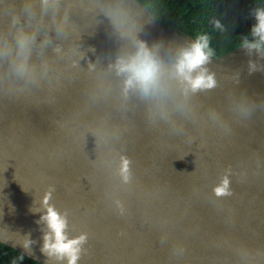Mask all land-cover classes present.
<instances>
[{
    "label": "water",
    "instance_id": "obj_1",
    "mask_svg": "<svg viewBox=\"0 0 264 264\" xmlns=\"http://www.w3.org/2000/svg\"><path fill=\"white\" fill-rule=\"evenodd\" d=\"M194 39L140 0H0L2 243L64 264L40 250L52 188L69 238L87 234L77 264H264V57L213 56L217 86L187 95L125 93L114 68L138 41L170 67Z\"/></svg>",
    "mask_w": 264,
    "mask_h": 264
},
{
    "label": "clouds",
    "instance_id": "obj_2",
    "mask_svg": "<svg viewBox=\"0 0 264 264\" xmlns=\"http://www.w3.org/2000/svg\"><path fill=\"white\" fill-rule=\"evenodd\" d=\"M47 3V0H44ZM254 23L250 26L248 36L241 41V46L251 55L256 52L264 57V0H258V6L253 10ZM216 28H222L219 21H214ZM19 45L25 48L28 38L21 33L18 37ZM210 46V37L200 34L188 44L181 47L175 55L174 62L167 66L143 41L137 42L136 51L124 57H118L114 68L117 74H123L124 91H138L142 96H159L167 91V79L177 81L183 88L185 95L189 92L210 90L217 86L215 73L206 67L214 56ZM24 70V65H19ZM257 65L249 61V72L257 71ZM129 161L122 159L120 174L127 181L129 177ZM54 189L50 188L41 199L43 213L37 223H43L41 252L51 260L64 264H77L87 242V234L81 233L75 237L68 236L67 214L58 211L49 203ZM214 196L229 197L230 180L228 176L221 177L219 183L212 189ZM122 211V209H120ZM34 243L26 238L23 246L26 250Z\"/></svg>",
    "mask_w": 264,
    "mask_h": 264
},
{
    "label": "trees",
    "instance_id": "obj_3",
    "mask_svg": "<svg viewBox=\"0 0 264 264\" xmlns=\"http://www.w3.org/2000/svg\"><path fill=\"white\" fill-rule=\"evenodd\" d=\"M165 27H172L194 38L210 37L214 56L240 45L254 23L258 0H140ZM219 21L222 28H216ZM0 264H42L0 241Z\"/></svg>",
    "mask_w": 264,
    "mask_h": 264
}]
</instances>
